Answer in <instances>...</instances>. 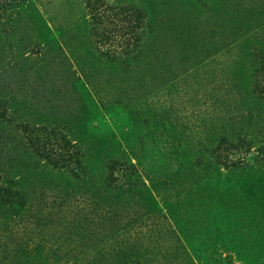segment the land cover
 I'll use <instances>...</instances> for the list:
<instances>
[{"label": "rangeland", "instance_id": "1", "mask_svg": "<svg viewBox=\"0 0 264 264\" xmlns=\"http://www.w3.org/2000/svg\"><path fill=\"white\" fill-rule=\"evenodd\" d=\"M102 2L0 0V264H264V0Z\"/></svg>", "mask_w": 264, "mask_h": 264}, {"label": "trees", "instance_id": "2", "mask_svg": "<svg viewBox=\"0 0 264 264\" xmlns=\"http://www.w3.org/2000/svg\"><path fill=\"white\" fill-rule=\"evenodd\" d=\"M105 2H102V0H89V7L92 11V18L95 24L94 27V33L96 36H99L101 33L98 30V25L100 23H102L101 19L104 18V13L100 12L99 9H101V7L105 6L104 4ZM115 6H112V8H114ZM119 8H123L124 13L121 12H117L116 10H118V8L111 9L112 11H114L115 13V20L112 22V24H114V22L116 21V15L119 16V19L117 20L119 23H115V25L111 26H106L105 27H109L110 31H113L114 28H116V25H121V23H125L123 24V26H120V28L122 29L124 27V32L130 36V39L128 41V47H131L132 45L135 44L134 40H135V32H136V28H139L142 24V20H143V14L141 13L140 10H135L133 9L132 6H124V7H119ZM100 14V15H99ZM111 22V20H110ZM140 38H137L136 41H139ZM26 132H29V128L26 129ZM35 130H32V132L30 133H34ZM48 134V133H47ZM31 135V134H30ZM48 136V135H46ZM69 146V147H68ZM73 145L65 142L63 144V146L61 147L62 149H67L68 151H72V149H70V147H72ZM70 153V152H69Z\"/></svg>", "mask_w": 264, "mask_h": 264}]
</instances>
